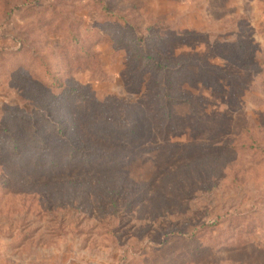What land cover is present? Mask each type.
I'll use <instances>...</instances> for the list:
<instances>
[{
    "label": "rangeland",
    "instance_id": "obj_1",
    "mask_svg": "<svg viewBox=\"0 0 264 264\" xmlns=\"http://www.w3.org/2000/svg\"><path fill=\"white\" fill-rule=\"evenodd\" d=\"M0 264H264V0H0Z\"/></svg>",
    "mask_w": 264,
    "mask_h": 264
}]
</instances>
